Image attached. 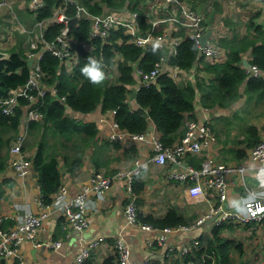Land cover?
<instances>
[{
  "label": "trees",
  "instance_id": "trees-1",
  "mask_svg": "<svg viewBox=\"0 0 264 264\" xmlns=\"http://www.w3.org/2000/svg\"><path fill=\"white\" fill-rule=\"evenodd\" d=\"M144 0H76L85 6L91 13L101 11L104 3L110 8H120L126 5L131 11H138L137 20L141 29L150 28L147 22V7ZM191 8L198 10L203 0H182ZM42 4L30 13L31 24L36 20H44L52 15L61 0H41ZM68 16L73 17L75 4L68 3L65 9ZM22 15V14H21ZM23 17V16H22ZM24 19L22 21L28 20ZM247 31L240 36L234 33L231 37L218 38V45L227 50L226 59L222 62H209L203 57H198L196 43L188 37H183L176 45V53L169 55L167 63L177 65L181 69L189 70L195 67L194 82L179 83L167 72H161L149 82L139 83L133 74L134 64L144 70L153 67L154 63L162 56V50L151 45L140 46L127 42L128 36L123 35L121 29L112 30L109 42L98 40L97 59L105 64V71L109 76V69L116 65L114 78H108L103 85L91 84L81 75V68L87 62V53L81 48L79 40L89 32V18L75 21L69 28V36L76 40L72 50L77 51L76 63L71 70L50 52L45 51L39 59V64L44 71L43 81L54 86L55 91H46L42 97L33 103L42 112L38 120H29L26 125L28 139L22 146L23 150H31L32 167L37 175L40 196L44 203L51 202L52 194L61 183L65 172H74L84 161L87 150H92L90 161L96 171L108 166L110 156L107 152L111 148L121 146V143L112 139H98L97 123L93 120H84L83 113L93 111L97 106L101 111L114 109V120L118 126L129 133L145 132L149 123L153 122L159 131L160 139L164 144L176 141L184 131L186 118L195 117V91H200L199 101L204 107L228 108L244 95V104L236 107L230 115H218L227 124L233 119H245L246 115H254L251 109L259 104L264 107V74L255 76L246 72L242 58L251 64H256L264 73V28L260 23L250 21ZM62 24L53 21L43 31V37L50 40L58 34ZM15 42L6 47L8 57L0 59V98L8 96L14 89L21 87L29 75L25 50L27 49L26 33L14 31ZM155 33V32H154ZM183 34V29L177 31ZM119 37L122 41H116ZM248 51V53H247ZM119 57V58H117ZM196 61L198 64L195 66ZM212 77L207 79V75ZM132 86H136L135 103L144 108L141 113L133 108L128 97L132 93ZM63 97V98H62ZM61 98V99H60ZM20 105L26 101L20 98ZM15 106L12 114H4L0 109V172L4 170L9 160L10 142L19 133L20 117L23 115L24 106ZM188 113L186 116L185 113ZM264 116V111L261 113ZM216 137L219 129L214 121H208ZM225 124V123H224ZM226 126V125H225ZM240 132L244 135L245 147H252L260 138L258 128L252 123L241 126ZM32 136V140L29 138ZM136 153L133 145L128 147ZM233 158L238 159L245 155V148L231 149ZM192 164L198 166L201 157L191 156ZM140 172L134 175L133 190L138 194L143 188L144 180L140 179ZM7 183V181H6ZM0 184V194L3 192ZM141 222L151 224L157 229L174 227L181 223H188L175 207L167 209L164 215L141 214L137 210ZM253 222V221H250ZM264 225V218L260 219ZM7 222H3L4 227ZM225 222L212 225L210 236L205 238L202 234L198 237L199 245L193 247L186 254L179 253L180 264L187 260L197 261L202 253L212 249L221 264H233L230 261L229 249L234 246L240 251L242 245L238 242L220 236V231ZM242 251V250H241ZM93 250L83 264H92ZM217 263V261H216ZM100 264H116L115 255L106 256Z\"/></svg>",
  "mask_w": 264,
  "mask_h": 264
},
{
  "label": "built area",
  "instance_id": "built-area-1",
  "mask_svg": "<svg viewBox=\"0 0 264 264\" xmlns=\"http://www.w3.org/2000/svg\"><path fill=\"white\" fill-rule=\"evenodd\" d=\"M24 1L27 11H34L42 4L41 0ZM69 2L75 4L73 17H76V21L81 18H89V32L83 39L79 40L81 48L86 51L88 57L97 58L98 40L109 42L111 31L116 29H121L123 35L128 36L127 42L136 45H151L161 50L163 45L168 46L169 54L165 56L162 53L160 59L150 69L144 70L134 64L133 74L139 83L152 81L161 72H167L179 83L192 81L196 72L195 67L184 70L177 65L167 63L168 56L176 53V45L183 37H188L196 43L199 49L198 57H203L204 60L209 62H220L222 53L217 37L212 32L209 14L202 9L195 10L191 8L192 6L185 4L182 0H154V3L151 4L157 5L155 7L158 8L161 15L158 18L149 20L150 28L146 29L140 27L137 20L138 11H131L126 5L112 9L104 3H100L102 5L101 11L91 13L85 6L77 3L76 0H61V3L54 8L51 16L44 20H36L31 28H27L14 15L12 20L9 21V25L0 26V43L12 39L15 30L26 33L25 43L27 49L25 54L29 66V75L21 87L14 89L8 96L0 98V109L4 114H12L15 106L21 104L19 99L26 100L23 105H20L24 106L25 110L20 117L19 133L10 142L8 160V166L21 178L27 176L33 166L29 150L22 149L28 137L27 122L38 120L42 116V112L38 107L33 106V103L49 89L51 93L55 91L54 86L43 81L44 71L40 67L39 59L43 52L48 51L59 58L60 61L65 62L67 69H70L72 64L76 63L77 51L76 49L72 50V44L77 41L69 36L68 32L71 25H68V19L71 16L65 13ZM1 7H8V11H12V6L7 0H0ZM53 21H57L63 26L54 38L47 40L43 37V31ZM180 29H183L184 36L177 35V31ZM208 29L211 30V34L208 36L206 43L200 46L199 37ZM1 38L4 39L1 40ZM116 41H122V38L118 36ZM0 48H2L0 51L6 52V47L0 45ZM6 53L8 57L9 53ZM197 64L198 61H196L195 66ZM243 66L246 72L251 75L264 74L256 64L249 63ZM115 67L114 64L109 69L108 77L111 79L115 76ZM108 110L113 114L115 112L114 109ZM198 117L189 118L185 124L183 134L171 144H164L159 135L148 132V129L140 133L122 131L115 120L113 123L114 130L109 134V137L113 139H121L127 135L131 140H149L152 148L150 160L158 165L172 163L173 169L168 173V176L189 183L186 194L191 200H197L204 195L212 198L213 192L215 193L216 199L210 201L211 203L208 204L206 211L192 221L163 228L165 231H181L184 236L179 243L169 242L165 233L156 234L157 228L138 219L133 178L135 174L140 172L144 163L138 162L133 167L116 171L112 175H105L103 172L98 171L94 173L91 179V187L98 193L108 191L115 180L123 181L128 197L124 205L125 224L136 225L140 229L154 233L153 236L149 234L145 241L152 249H158L161 253L163 261L160 264H180L179 260L183 259L178 254H186L193 247L199 245L198 237L192 232L213 216H216L211 221L213 225L225 221L246 223L264 218V189L260 190L247 184L243 163L217 162L206 152L205 148L215 141L216 135L208 121L199 122ZM187 154L201 155L200 164L195 166L185 163L183 160ZM249 157L260 168L264 169V128L259 140L249 149ZM232 174L237 178L233 176L227 180V176ZM238 182L244 186L245 196L243 202H247L246 206L249 209L247 215H241L234 208L225 206L228 184L233 185ZM66 192V186L60 183L52 194L51 202L44 203L41 196H39L40 210L36 213L25 212L15 225L4 227L5 218L0 215V264H37L35 261L27 262L24 259L20 251V245L24 241H30L34 246L46 244L47 242L40 241L37 236L43 221L53 213L57 212L64 218V229L81 231L88 226L85 189L78 191L71 197H68ZM47 244L52 248H58L61 245V240L57 239ZM98 244L99 238L92 239L78 250L72 261H62L58 264H83ZM112 246L116 264H153L151 257H146L140 262L131 260L129 247L122 240L121 235L114 237ZM186 264H221V262L215 250L212 249L208 253H202L197 261L188 259Z\"/></svg>",
  "mask_w": 264,
  "mask_h": 264
},
{
  "label": "crops",
  "instance_id": "crops-1",
  "mask_svg": "<svg viewBox=\"0 0 264 264\" xmlns=\"http://www.w3.org/2000/svg\"><path fill=\"white\" fill-rule=\"evenodd\" d=\"M7 2L11 4L12 11H8V7L0 8V26L9 25V21L12 20L14 15L17 19L22 16L24 19L29 18L25 13L28 11L24 0H7ZM143 3L146 7L148 5L147 22L161 15L158 8L155 7L157 5L151 4L154 3V0H144ZM196 3H199L198 0ZM149 5L151 6L149 7ZM198 9H202L209 14L212 32L216 35L217 40L220 37H231L234 33L240 36L244 35L251 29L247 30L250 21L256 24L260 23L264 28V0H203ZM29 20L30 18L25 21L18 19L27 28H31L34 22L31 24ZM14 42L15 39L12 37L8 45L10 46ZM8 45L1 46L5 48ZM220 51L222 54L219 61L222 62L226 59L227 50L220 46ZM246 57L248 56L246 55ZM206 77L208 79L212 77V74ZM192 82H194V78ZM131 94L128 99L132 107L137 108L138 105L135 103V98L130 99ZM199 97L200 91L196 90L194 99L195 116H199V122L214 121L215 126L223 123L221 119L216 120L218 115H230L236 107H240L244 100V95H242L238 101H235L228 108L217 106L212 108L202 106ZM185 114L186 116L188 115L187 112ZM81 116L84 120H93L97 123L98 139H112L121 143L120 147L108 150L107 155L110 156L108 166L101 167L98 171L103 172L105 175H112L116 171L127 170L138 162L144 163L139 177L144 180V185L140 193L137 194L135 192L137 210L141 214L150 213L155 216H162L168 208L175 207L188 221L205 212L208 204L211 203L210 201L216 199V195L213 192L212 198L204 195L197 200H191L186 194V188L189 183L168 176V173L173 169L172 163L168 162L164 165H158L150 160L152 148L149 140H131L127 135L121 139L110 138L109 134L114 130V114L110 110L101 111L100 107L97 106L93 111L83 113ZM188 119L186 118L185 120L184 128ZM240 122H243V124H254L258 128L259 134L262 135L264 116H258L257 114L251 116V114H248L243 120L233 119L232 123L226 124V126L221 125L222 130L219 129L215 141L205 148L206 152L217 162L243 163L245 165L244 173L247 184L263 190L264 186L261 185L258 177H264V169L260 168L249 157V149L251 147H245L244 135L239 131ZM149 125L151 127L149 128L148 126V132L160 135L153 122H150ZM119 129L127 132L125 129ZM130 145L135 146L136 153L128 149ZM235 148H245V155L234 159L231 149ZM91 151V149L87 150L83 164L79 168L74 172H65L61 177V183L66 186V195L68 197L85 189L88 226L81 231L64 229V218L57 212L53 213L43 221L37 237L40 241L47 243L60 239V247L52 248L47 243L34 246L30 241H24L20 245V251L24 259L27 262L35 261L37 264L70 262L84 244L92 239L99 238V244L93 249L91 257L93 258L92 264H100L106 256L113 254V239L121 235L122 240L129 247L131 260L140 262L146 257H151L153 264H160L163 261L161 253L158 249H152L145 241L149 234L153 236L154 233L140 229L136 225L125 224L124 205L128 197L123 181L115 180L111 184L110 189L103 193H98L91 187V179L94 173L98 172L90 161ZM29 152L31 154V150ZM191 156L201 157L198 154H187L183 161L194 165L190 161L192 160ZM233 176L235 175H228L227 180ZM0 184L4 189L0 194V215L5 218L4 221L7 224H4L6 227L18 223L25 212L36 213L40 210L38 200L40 189L33 167L27 176L21 178L15 174L7 163L4 170L0 172ZM244 196V186L240 182L233 185L229 183L226 191L225 206L231 207L230 201L243 202ZM225 223L230 224H225L222 227L220 236L242 245V251H239L234 244L230 247V261L233 264H264V225L260 220L246 223L225 221ZM212 225L211 221L208 220L192 233L199 237L206 232L205 238H208ZM160 233H165L169 242L176 243H179L184 236L181 231L157 229L156 234Z\"/></svg>",
  "mask_w": 264,
  "mask_h": 264
},
{
  "label": "clouds",
  "instance_id": "clouds-1",
  "mask_svg": "<svg viewBox=\"0 0 264 264\" xmlns=\"http://www.w3.org/2000/svg\"><path fill=\"white\" fill-rule=\"evenodd\" d=\"M81 75L87 78V80L96 86L103 85L109 78L105 71V64L101 59H97L93 56L87 58V62L81 68ZM261 185L264 186V177H258ZM230 206L241 215H247L248 207L247 202L230 201Z\"/></svg>",
  "mask_w": 264,
  "mask_h": 264
},
{
  "label": "water",
  "instance_id": "water-1",
  "mask_svg": "<svg viewBox=\"0 0 264 264\" xmlns=\"http://www.w3.org/2000/svg\"><path fill=\"white\" fill-rule=\"evenodd\" d=\"M123 9V8H122ZM76 21V17H71L68 19V25H72L74 22ZM211 34V30L208 29L206 32H204L200 37H199V43L200 46H203L206 43V40L208 39V36ZM162 53L163 55H168L169 54V48L166 45L162 46ZM7 57V53L4 51H0V59H4ZM242 63L243 65H248L249 61L246 58H242ZM136 90L137 88L135 86H132V94L130 96V99H134L136 96ZM137 109L143 113L145 110L144 108H142L141 106H138ZM151 127V125H149V128ZM216 216H213V218L210 219V221H212L213 219H215Z\"/></svg>",
  "mask_w": 264,
  "mask_h": 264
},
{
  "label": "rangeland",
  "instance_id": "rangeland-1",
  "mask_svg": "<svg viewBox=\"0 0 264 264\" xmlns=\"http://www.w3.org/2000/svg\"><path fill=\"white\" fill-rule=\"evenodd\" d=\"M26 14H27V16H30V13L29 12H25ZM18 19L19 20H23V17H18ZM4 38H1V40H3ZM11 41V38L7 41V42H2L1 43V45L2 46H5L6 44L8 45V42H10ZM7 50V49H6ZM7 52V51H6ZM210 74H212V73H209V75ZM244 104V100H243V102H242V105ZM252 111H254V112H256V114L258 115V116H261V113L264 111V107H263V105L262 104H259L258 106H256V108H254V109H251ZM222 115V114H221ZM226 115V114H225ZM236 120H238V118H236ZM257 120H258V118H257ZM225 123V124H224ZM227 124V122H224L223 121V123H219L218 125H217V127L219 128L221 125H226ZM241 126L243 127L244 126V124H243V122H240V124H239V131H240V129H241ZM30 140H32V136L29 138ZM194 219V218H193ZM193 219H191V220H189L188 222H190V221H192ZM204 235H206V232L204 233Z\"/></svg>",
  "mask_w": 264,
  "mask_h": 264
}]
</instances>
